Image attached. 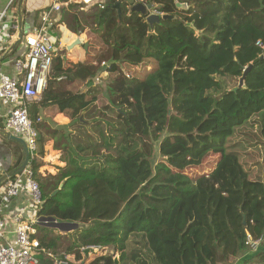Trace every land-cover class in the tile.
Instances as JSON below:
<instances>
[{"label":"trees","instance_id":"1","mask_svg":"<svg viewBox=\"0 0 264 264\" xmlns=\"http://www.w3.org/2000/svg\"><path fill=\"white\" fill-rule=\"evenodd\" d=\"M61 1L69 8L51 27L58 37L61 23L82 27L70 11L77 3ZM149 1L171 17L151 25L129 0L96 5L102 46L85 62L56 57L54 79L30 106L34 120L40 107L52 106L78 119L73 126L88 128L79 115L98 101L96 90L70 86L93 83L99 71L111 76L104 86V106L116 117L109 130L95 121L97 135L67 142L58 174L39 177L41 164L31 161L42 190L38 216L79 224L66 234L36 224L38 264H55V257L67 264H230L249 249V236L264 241V177L252 175L232 143L257 116L263 165L264 0ZM249 65L244 86L227 89L225 78L240 79ZM163 133L165 147L183 148L156 162ZM212 148L222 155L196 178L171 165ZM247 254L243 263L264 264V247Z\"/></svg>","mask_w":264,"mask_h":264},{"label":"built area","instance_id":"2","mask_svg":"<svg viewBox=\"0 0 264 264\" xmlns=\"http://www.w3.org/2000/svg\"><path fill=\"white\" fill-rule=\"evenodd\" d=\"M16 1L18 0H9L7 6L0 10V31L4 25L16 27L17 15L12 11ZM78 1L93 3L100 8H104L106 3V0ZM64 5L61 0H53L50 10L42 15L41 24L23 36L25 55L16 61V68L23 76L22 80L9 75L0 76V101L6 104L4 129L7 133L24 138L30 153V163L28 162L23 170L25 179L9 182L5 187V193L6 196H16L27 192L37 210L42 204V190L39 181L34 177L31 161H35L38 156L40 136L37 124L42 118L38 117L34 120L30 114V106L41 98L47 88L55 51L50 27H53L55 22L53 15L60 13ZM151 12L162 15L156 9ZM258 44L264 47L261 42ZM39 219L33 222L18 221L14 237L11 239L7 236L5 221L0 219V264H38L37 253L40 249V241L33 236L36 234L35 225L40 223ZM260 241L251 240L249 236L247 243L257 247ZM55 264H67V262L55 257Z\"/></svg>","mask_w":264,"mask_h":264},{"label":"rangeland","instance_id":"3","mask_svg":"<svg viewBox=\"0 0 264 264\" xmlns=\"http://www.w3.org/2000/svg\"><path fill=\"white\" fill-rule=\"evenodd\" d=\"M69 1L71 3H77V6H75L74 8H71L70 11L71 13L78 14V16L80 17L82 27H79L78 31H73L65 23H61V25L66 27L67 30H69L71 33L75 34L76 37H80L84 43H88L89 49L88 51H86L85 47L82 46L83 49L86 51V55L82 61L77 58H72L71 56V52L74 50V48L76 46H81V45H76L71 50L67 49L66 51L63 52V56L67 58L66 62H73V63L74 62H85L89 59H92V57L96 54V51H98L99 48L102 46L101 45L102 36H103L102 31L100 27L97 28V25L93 21L94 13L96 12L97 7L93 3L86 4L84 2H79L78 0H69ZM134 1L142 2L144 4L151 3L149 0H134ZM49 5H50V0H32V3L31 1H29L28 3L26 0L24 8H25V11L27 10L26 8H28L29 12H33L39 17L40 15H42V13L44 14V12L46 11L48 12L50 10V8L48 7ZM16 7L17 5L15 4L12 8L13 12H17ZM66 8H69V6L66 5L64 9ZM64 9H62L61 14H60L61 19L63 18L65 14ZM39 25L40 23L38 21L37 26ZM56 28L60 30L59 29L60 27H56ZM59 51L61 50L59 49ZM146 68L147 66L146 67L144 66L142 68L143 71H146L145 70ZM126 72H128V69H126ZM51 77H52V74H51ZM110 79H111V76H108L107 73L103 71H99L94 77L93 83L88 82V81H77L75 84H72L70 86L73 92H78V91L86 92L90 88L95 89L96 95L98 97V101L94 105H92L90 108H88L87 110H84L83 112H81L79 115V120H80L81 115L83 116V119H84V121L80 120V122L88 125V128L79 129V127H75L74 132H73L72 126L78 119H73L71 118V115L69 116L66 115L68 118L72 120V122H71V125L66 128L57 127L55 129V131H57V133L60 135L58 137L59 139L57 138L56 140L58 143H61L63 145L65 144L68 145L67 142L71 143L75 140H78L82 142L83 144H85L90 134L97 135L98 133L97 129L90 127V125H93L95 121H97L101 125L102 130L103 129L109 130L108 129L109 125L113 123L116 119V117H114V115L110 112V110L104 106L105 102L107 101L105 99L106 96L104 95V91H105L104 86L110 81ZM239 80L240 79L236 77H231V76L225 78L226 88L227 89L236 88L239 84ZM56 111H59V109L57 110L55 108L47 109L45 110V112H42L39 110V115L42 118V122L39 127L40 141H39L38 156L35 159V163L38 165L41 164V166L43 163L42 162L43 160L41 159V157L45 156L46 146L48 145V142L50 140V137L47 134L49 132H52L53 130L52 128L51 129L49 128L51 127L50 122L53 116L52 113ZM253 120L254 121L249 126H246L244 129H242L241 130L242 132L240 131L238 135L234 139H232V143H234L233 144L234 147H236V149L240 151L242 161L244 162L246 167L250 169V172L252 173V175L255 176L257 174H262L264 177V163H262L263 165L260 166V162L262 160V156H261L262 152L260 150L261 149L260 146L257 144L258 143L257 140H260V129H259V124H258L259 118L255 116ZM46 128L49 131L46 132L47 130ZM243 133H247V135L251 136V140L249 143L243 140V138L247 136L246 135L243 137L244 135ZM71 134L76 136V138H73ZM67 136H71V137L67 139ZM165 137H166V133H163L162 138L158 140V142L155 143L156 162H159L161 160H164V161L169 160L172 155H175L183 148V146L180 144L174 145L170 148L165 147L164 142H163L164 141L163 139ZM221 151L222 150L220 148H217V149L212 148L209 151L205 152L203 155H201V157L199 158H191L190 156L184 155V156L179 157L178 159L173 160V162H171V165L176 170H182L184 173L190 175L193 178H196L202 174L210 172L214 168L219 157L222 155ZM39 173H40V170L38 169V175ZM34 177L37 179L35 175ZM55 233L66 234L59 230H57ZM263 247H264V241L260 243V245H258L257 247L250 246L247 251H244V253L240 255L238 260L231 261L230 264H242L244 257L247 253H248L247 255L254 254L256 252L261 251ZM113 250H114L113 246H110L107 248V251L109 253H112ZM243 264H255V263L245 262Z\"/></svg>","mask_w":264,"mask_h":264},{"label":"crops","instance_id":"4","mask_svg":"<svg viewBox=\"0 0 264 264\" xmlns=\"http://www.w3.org/2000/svg\"><path fill=\"white\" fill-rule=\"evenodd\" d=\"M25 1L26 0H18L13 4V6L15 4L17 5V20L15 21L16 27L4 25L0 31V76L9 75L19 80H22L23 76L16 68V61L20 58H23L25 55V46L23 40L24 37H20L19 35L21 32H23L24 36L26 33L31 32L34 30V28L38 27L37 23L39 21L41 24L43 15L42 13V15L38 17L33 12H29L28 8H26L27 10L25 11ZM29 1L32 3V0H27L28 3ZM8 3L9 0H0V10L5 8ZM52 4L53 0H50V5L48 7L50 8ZM60 14L61 12L55 13L53 15V19L55 21L54 23H57L60 20ZM58 27H60L58 32L61 33L59 37L57 36L55 29L50 27V34L52 36V41L54 42V47L56 48V51H54V59L60 56L65 61H67V58L63 56V52L67 50V45L75 40L76 35L71 33L61 24H59ZM58 40L59 44L56 45L55 41L58 42ZM59 49L61 51H59ZM85 55L86 51L82 46H76L71 52L72 58H77L81 61L84 59ZM52 72L53 73L51 74L53 78L51 77V74L50 78L54 79L55 69H53ZM63 78V74L59 75L58 77L59 80ZM52 108H55L56 110L58 109L57 107L52 106L40 107L39 109L40 111L45 112V110ZM5 109L6 104L3 101H0V219L5 221L7 236L9 239H11L14 237V231L18 221L33 222L40 217L38 216V210L33 205L31 196L27 192H22L16 196H6L5 193V187L9 182L25 179V174L23 173L24 169L20 170L25 161L24 150L19 142L10 138L9 135L11 133H7L4 129ZM52 114L53 116L50 122L51 127L49 128H52L53 130L47 134L49 135L50 140L46 146L45 156L41 157L43 163L39 168V177H46L49 174H58L60 169L66 165L65 159L63 158V154L66 152L65 145L56 141L60 135L57 133V131H55V129L57 127L66 128L70 126L72 120L60 110ZM74 128L75 126H72L73 132ZM47 131L49 130L47 129L46 132ZM16 143L20 144L23 156L21 165L18 167H15L20 159V155L17 154L19 147L16 145Z\"/></svg>","mask_w":264,"mask_h":264},{"label":"water","instance_id":"5","mask_svg":"<svg viewBox=\"0 0 264 264\" xmlns=\"http://www.w3.org/2000/svg\"><path fill=\"white\" fill-rule=\"evenodd\" d=\"M131 1V11L134 12H138L141 15L146 17V20L152 25L154 22L159 21L161 18H170V15H161L158 13H154L151 12L154 8L153 3H148V4H144L142 2H137V1H133V0H129ZM179 7H186V4H179ZM117 7L121 12V2L117 3ZM20 37H23V32L20 33L19 35ZM48 44H50V42L48 41ZM76 45H81L84 46L86 51H88L89 49V44L88 43H84L83 40L80 37H76L75 40H73L71 43H69V45H67V49L71 50L72 48H74ZM56 51V48H55ZM251 65L247 66L245 68L244 71V75L240 78L239 80V84L236 88H234L235 90L237 88L243 87L244 86V82H245V76L247 74V72L250 70ZM81 121H84L83 116L81 115L80 117ZM12 134V133H11ZM9 135L10 138L16 140L17 142H19L21 144V146L23 147L24 150V155H25V161L23 163V165L21 166L20 170L25 169L26 166L28 165L29 162V157H30V153H29V148L28 145L26 143V141L24 140V138L17 136V135ZM40 223H42L43 225H46L48 227L54 228L56 230H59L61 232L67 233L69 231L74 230L75 228L78 227V223L76 222H62V221H58L55 217H40Z\"/></svg>","mask_w":264,"mask_h":264}]
</instances>
